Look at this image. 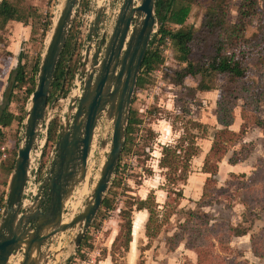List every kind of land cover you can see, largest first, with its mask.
<instances>
[{
	"label": "rangeland",
	"instance_id": "374dc122",
	"mask_svg": "<svg viewBox=\"0 0 264 264\" xmlns=\"http://www.w3.org/2000/svg\"><path fill=\"white\" fill-rule=\"evenodd\" d=\"M11 2L20 7V14L25 20L23 23L32 28L26 30L31 38L26 46L27 52H30L28 55L31 56L29 61H26L30 75L34 66L40 65L51 34L52 23L62 0H11ZM240 3L241 0H233L231 3L233 22L237 19ZM83 8L81 14L80 10L76 14L77 22L81 20L86 22L84 18L89 11L87 2ZM205 12L203 6H195L187 21L188 25L198 28ZM10 22L0 19V95L4 88L2 79L7 78L12 68L11 62H4L5 58L9 57L5 47L18 28L9 27ZM48 22H50L48 31L43 36ZM21 26L19 24V28ZM112 27V21L106 23V32L110 33ZM22 32L24 33L23 30ZM257 34L255 19L248 29L247 36L255 38ZM161 49L163 63L147 74L148 81L143 88L136 89L134 95L131 110L137 112L140 124L133 133L134 144L131 151L122 158L121 170L117 175L121 184L114 189L116 194L113 209L105 211V215L99 218L96 217L87 233L86 246L80 253L79 248L70 245L75 236L73 231L60 234L51 241L48 248L50 247L52 252L61 251L66 247L57 259L51 258L53 264H197L198 256L194 250L186 248L187 244L190 248L204 245L203 250L209 251L208 255L206 254V264H264V60L252 57L248 62L246 81L250 87L249 92L236 102L233 111L234 124L230 126V130L235 132V137L228 144L227 153L217 164L218 172L214 177L216 183L208 186L204 201L202 195L205 185H201L198 175L205 164L206 157L204 160L203 158L208 155L215 135L225 129L217 120V103L221 98L225 80L222 76H217L215 90L197 92L195 99L185 97L184 87L177 85L174 78L175 70L183 66L180 55L170 42ZM207 51L198 52L194 49V56L200 58ZM142 72L141 69L140 75ZM143 76L145 77V74ZM199 79L200 77L188 78L184 85L195 89ZM26 96L25 89L18 91L10 104V110L18 119L5 130L4 138L13 147L19 143V133L30 104V98L24 101ZM66 103V100L59 103L51 114L58 117ZM191 122L202 124V128L191 127ZM259 123L260 127L257 126ZM241 130L244 131L243 134L240 133ZM150 132L154 133L152 139H149ZM112 134V123L103 118L97 127L89 158L92 170L89 177L90 192L75 209L70 204L67 206L64 213L66 220L80 213L99 179L101 167L110 151ZM189 134L196 136L194 141L196 154L189 162L187 180L172 184L167 170L159 165L162 147L168 144L177 145L181 137H188ZM189 144V139H186L178 152L184 155V148ZM51 147L50 144L47 145L45 159ZM138 149H142V155L137 154ZM215 159L212 158V162ZM240 159L241 161L234 166L235 171L231 173L229 168L232 164L229 160ZM194 175L196 180L193 179ZM210 176L208 175V178ZM147 190L157 193L154 195L159 205L158 219L160 222L164 221L168 214L167 222L156 237L149 238L145 230L149 214L146 213L145 218H142L134 207V221L139 223V229L135 232V245L129 252L121 248L113 249V243L120 230L121 210L130 206V197L136 200L143 199ZM177 191L182 192L180 198L174 193ZM2 194L0 188V198ZM204 202L208 206L201 207ZM188 211L201 213L187 224ZM203 214L207 216L204 217ZM184 225L187 229L182 227ZM235 230L244 231L246 235L237 237ZM174 234H178V239L183 240L179 246L170 248L167 245V238ZM21 259L22 254H19L10 264H19Z\"/></svg>",
	"mask_w": 264,
	"mask_h": 264
},
{
	"label": "water",
	"instance_id": "95a60500",
	"mask_svg": "<svg viewBox=\"0 0 264 264\" xmlns=\"http://www.w3.org/2000/svg\"><path fill=\"white\" fill-rule=\"evenodd\" d=\"M156 1L121 0L110 33L101 32L104 6L103 0L98 1L78 64L81 80L75 82L38 191L26 201L30 175L41 159V134L46 132L48 140L44 124L56 67L80 2L62 0L38 67L35 90L19 134L4 197L0 215V264H10L19 254H22L19 264H53L51 258L57 259L66 250L65 247L52 252L48 248L58 235L75 232L70 243L75 248L85 239L112 186L122 156L138 78L157 33ZM103 118L113 127L108 157L84 207L66 220L67 206L77 188L85 183L95 133Z\"/></svg>",
	"mask_w": 264,
	"mask_h": 264
},
{
	"label": "trees",
	"instance_id": "16d2710c",
	"mask_svg": "<svg viewBox=\"0 0 264 264\" xmlns=\"http://www.w3.org/2000/svg\"><path fill=\"white\" fill-rule=\"evenodd\" d=\"M233 0H157L156 1V18H157V33L154 35L150 47L143 61V72L138 78L137 89L143 88L148 81L147 74L156 70L164 59L162 47L170 42L173 49L180 55V61L183 65L179 70H175L174 78L179 86H183L186 91L184 96L195 99L197 92H207L216 89V77L222 76L225 80L222 86L221 98L217 103V120L218 124L225 127L220 130L214 137L213 145L206 156L205 164L202 172L211 175L208 182L205 183L202 199L205 201L207 196V188L211 184H215L214 177L218 172V162L227 153V146L235 137V132L230 130V126L234 124L233 111L236 102L245 97L249 92V84L246 81L248 74V62L252 57H258L264 60V0H241L237 11V19L235 22L231 20V3ZM87 0H83L85 6ZM201 5L206 12L202 23L198 28L188 25L187 21L195 6ZM0 19L3 21H25L20 14V7L11 2V0H2L0 3ZM257 19L258 34L255 38L247 36L249 27ZM50 25L46 24L45 34ZM84 33L78 34V22L75 20L65 48L61 53L60 60L57 64L52 89L50 92L49 102L60 93L66 97L77 70L78 60ZM194 49L198 52L208 50L202 54L200 58L194 56ZM38 65L34 66L32 73L29 75L27 64H22L19 61L18 65L11 71L8 86L4 92L3 105L0 111V147L6 142L4 138L3 128L11 127L13 122L17 120V116L9 111V105L18 91L26 90V100L30 98L35 90L36 82L35 75ZM145 74V77L143 76ZM200 77L197 82V88H189L185 86V80L188 78ZM22 118H20L21 122ZM140 124L138 114L135 110H131L129 116L128 127L126 131V140L122 152L120 162L115 172L116 177L112 182V186L102 204L97 218L105 215V211H110L114 207L115 188L121 184L120 178H117L121 170L122 158L131 151L134 144L133 133L137 131V126ZM259 125V126H258ZM260 123L257 124L260 127ZM60 120L56 118L50 126L49 144L53 146L58 139ZM191 127L202 128V124L191 122ZM241 134L244 131H240ZM154 137V133L150 132L149 139ZM194 134L188 137H181L177 145H164L162 147V158L160 167L167 170L169 180L172 184L179 181H186V172L189 170V162L196 154ZM189 139L190 144L184 148L185 154L182 155L178 151L182 147V142ZM16 144L15 150L12 152L11 160L4 164L3 169L8 173L6 181L3 183L2 196L0 202L4 207V196L7 188L8 175L11 174L15 158L17 154ZM142 149L137 150V154L142 155ZM212 158H216L212 162ZM240 160H229V163L235 165ZM180 172V174H178ZM213 177V178H212ZM178 198L182 196L181 191L174 192ZM130 206L121 210V224L119 234L117 235L113 249H123L128 252L133 239V212L147 211L149 214L148 221L145 226L146 236L149 238L156 237L164 224L168 220V214L164 221H159L158 203L154 193H150L146 199L136 200L130 197ZM201 207L208 206L206 202ZM189 219L187 224L195 216H200L201 212L188 211ZM206 217V214H203ZM186 225L182 226L185 229ZM246 235L244 231L235 230V236L241 237ZM88 235L82 241L79 247V253L86 246ZM177 240L178 243H177ZM183 239H178V234H174L167 238V245L174 248L179 246ZM187 249L194 250L198 256L197 264H206V254L208 250H203L204 245L189 247ZM114 256V255H113ZM114 261V258H113Z\"/></svg>",
	"mask_w": 264,
	"mask_h": 264
},
{
	"label": "built area",
	"instance_id": "2783aa9c",
	"mask_svg": "<svg viewBox=\"0 0 264 264\" xmlns=\"http://www.w3.org/2000/svg\"><path fill=\"white\" fill-rule=\"evenodd\" d=\"M98 1L99 0H87L89 11H88V15L84 18V19H86V22H84L83 20H81V22L78 21V34L81 32L84 33L83 41H86V39H87L88 30H89V27H90L91 22H92L93 14L95 13V10L97 8ZM120 2H121V0H103L104 22L101 25V32L106 31L105 30L106 23L114 21L116 11H117V8H118ZM82 3H83V0H80L78 6L76 7L71 29L74 26L75 17H76L78 10H80L79 13L81 14L82 9H84L83 6L81 7ZM71 29H70V31H71ZM83 41H82V45L84 47ZM82 53H83V48L80 49L79 60H80V56L82 55ZM79 60H78V64H79ZM78 80H81V77H80V73L78 72V66H77V70L74 74V78L72 80V84H71V87L69 89L67 96L63 97L60 95V93H58L54 97V99L48 103L46 115H45V124H44L45 127L47 128L46 130L48 133V140L46 142V139H45L46 138V132L42 133L40 136V141H39V150L42 151L41 159L38 162H36V164L34 165V168L32 170V173L30 175V178H29V181L27 184V188L25 191L26 201H29L30 199H32L34 197L35 192L38 191L42 177L46 173V169H47L48 164L50 162V159L53 155L55 144L51 147V151L48 154L47 158L45 159V152L47 150L46 148H47V145L49 144V131H50L51 123L56 118H59V120L61 122L62 117L65 115V111L69 105L70 98H71L73 92L75 91V82ZM62 98H65V99H62ZM64 100H66L67 103H66L64 110L61 112V114L58 117L54 116V114L52 115L51 114L52 110H55L57 105H59V103H63ZM13 150H15V145L13 147V145L8 140H6V142L3 143L0 147V181L2 180V176H5V175L7 176V174H8L3 169L2 166H4V164H7L11 160ZM9 177H10V174L8 175L7 185H8ZM6 190H7V188H6ZM0 212H2V208L0 209Z\"/></svg>",
	"mask_w": 264,
	"mask_h": 264
},
{
	"label": "crops",
	"instance_id": "0c3cea01",
	"mask_svg": "<svg viewBox=\"0 0 264 264\" xmlns=\"http://www.w3.org/2000/svg\"><path fill=\"white\" fill-rule=\"evenodd\" d=\"M19 24L22 25L21 28H19ZM9 27H17L18 28L16 29L15 32H13L12 36H11V41H9L8 45L5 47L6 48V51L9 53V57L5 58V61L6 63H9L11 62L12 63V68H11V71L14 69L13 67L14 66H17L19 61L22 62V64H25L26 61L28 62L30 57L28 54L30 52H27V44L30 42L31 38L29 35H27V29H29L28 24L26 23H23V22H19V21H11L9 24H8ZM25 26V27H24ZM27 27V28H26ZM31 28V27H30ZM32 29V28H31ZM22 30L24 31V33L22 32ZM22 35V36H21ZM11 71L9 70V75H7V78L6 79H2V83L4 88H3V91L0 95V111H1V107L3 105V97H4V92L6 91V88L8 86V79H9V76H10V73ZM13 101V99H12ZM12 103V102H11ZM10 103V104H11ZM9 111L13 114H15L14 112H12L10 110V105H9ZM8 128H3L2 129V132L5 133V130H8ZM20 134V133H19ZM207 154V153H206ZM206 155L204 156L203 160L205 159ZM237 164L235 165H231L229 170L232 172L235 171V168L234 166H236ZM201 173L198 175V180L200 181L201 185L204 186L206 181H207V178H208V174L206 173H203L202 172V169L200 171ZM196 175H194V178L193 179H197L195 178ZM6 181V176H2V180L0 181V188L3 189V183ZM183 192H186V191H183ZM151 193V191L147 190L146 192V196L143 198V199H146L148 197V195ZM155 195H157L156 192H153ZM138 214H141L142 215V218H145V215L146 213H148L147 211H136ZM134 213V212H133ZM144 220V219H143ZM139 223L137 221H134V214H133V239H132V242L130 244V249L132 250L134 245H135V232H137V230L139 229ZM129 249V251H130ZM128 251V252H129Z\"/></svg>",
	"mask_w": 264,
	"mask_h": 264
},
{
	"label": "bare ground",
	"instance_id": "6f19581e",
	"mask_svg": "<svg viewBox=\"0 0 264 264\" xmlns=\"http://www.w3.org/2000/svg\"><path fill=\"white\" fill-rule=\"evenodd\" d=\"M60 8L61 7H59V9ZM58 14H59V11H58ZM89 163H91V161ZM90 175H92L91 167L88 168L85 183L83 185L79 186L73 195L72 201L70 203V205L73 209H75L80 204V201L84 198V196L90 192V188H89V177H91ZM96 178H97V176H96Z\"/></svg>",
	"mask_w": 264,
	"mask_h": 264
}]
</instances>
